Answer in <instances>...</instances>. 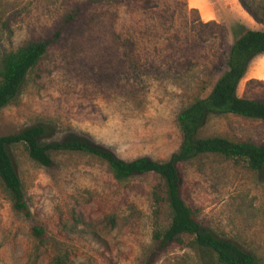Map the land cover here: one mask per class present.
Listing matches in <instances>:
<instances>
[{
    "label": "rangeland",
    "instance_id": "374dc122",
    "mask_svg": "<svg viewBox=\"0 0 264 264\" xmlns=\"http://www.w3.org/2000/svg\"><path fill=\"white\" fill-rule=\"evenodd\" d=\"M87 2L0 108V135L44 122L49 139L79 138L123 160H165L181 133L176 116L224 68L244 24L264 29L237 0H0V56L45 35L78 2ZM264 16V0H245ZM240 20L244 23H240ZM240 96L264 100V53L248 64ZM264 145V120L210 115L199 136ZM30 215L15 212L0 182V264H217L182 235L162 248L152 231L169 221L147 172L115 180L99 158L50 150L46 167L22 144L9 147ZM180 193L198 220L264 264V166L202 154L178 165ZM39 224L36 240L30 226Z\"/></svg>",
    "mask_w": 264,
    "mask_h": 264
},
{
    "label": "trees",
    "instance_id": "16d2710c",
    "mask_svg": "<svg viewBox=\"0 0 264 264\" xmlns=\"http://www.w3.org/2000/svg\"><path fill=\"white\" fill-rule=\"evenodd\" d=\"M237 1L255 22L264 23V16H259L247 1ZM86 4L85 1L78 2L45 35L25 40L0 56V108L16 98L27 72L37 64L47 48L61 37L63 30ZM263 53L264 29L243 26L227 49L224 68L219 75L202 95L194 97L179 110L176 122L181 141L165 160L144 156L123 160L108 149L79 138L50 140V127L44 122H36L0 135V182L8 193L11 208L25 217L30 215L20 179L12 163L10 146L22 144L31 159L46 167L53 163L50 150L83 152L103 161L115 180H125L147 172L157 175L159 181L152 190L153 200L157 206L165 204L169 221L165 228L152 231L155 248H162L170 241L181 240L182 235H188L191 236V243L217 264H254L255 258L251 252L216 235L198 220L195 209L184 202L180 193L182 178L178 165L202 154H219L242 159L250 169L260 170L264 166L262 143L238 141L222 135L199 136V129L210 115L235 114L264 120V100L240 96L236 92L249 62ZM30 234L36 240H41L44 228L32 224ZM52 263L69 264L67 254L58 251L53 255Z\"/></svg>",
    "mask_w": 264,
    "mask_h": 264
},
{
    "label": "crops",
    "instance_id": "0c3cea01",
    "mask_svg": "<svg viewBox=\"0 0 264 264\" xmlns=\"http://www.w3.org/2000/svg\"><path fill=\"white\" fill-rule=\"evenodd\" d=\"M240 23H243L241 20H240ZM244 24V23H243ZM246 27L248 28H251V29H259V28H255V27H252V26H249L248 24H244Z\"/></svg>",
    "mask_w": 264,
    "mask_h": 264
}]
</instances>
